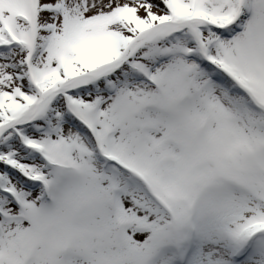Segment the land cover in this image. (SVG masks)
Masks as SVG:
<instances>
[{
	"label": "snow or ice",
	"instance_id": "obj_1",
	"mask_svg": "<svg viewBox=\"0 0 264 264\" xmlns=\"http://www.w3.org/2000/svg\"><path fill=\"white\" fill-rule=\"evenodd\" d=\"M0 264H264V0H0Z\"/></svg>",
	"mask_w": 264,
	"mask_h": 264
}]
</instances>
